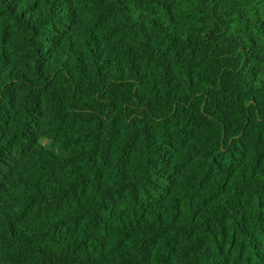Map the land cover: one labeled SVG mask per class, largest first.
Listing matches in <instances>:
<instances>
[{"label":"trees","instance_id":"16d2710c","mask_svg":"<svg viewBox=\"0 0 264 264\" xmlns=\"http://www.w3.org/2000/svg\"><path fill=\"white\" fill-rule=\"evenodd\" d=\"M0 264H264V0H0Z\"/></svg>","mask_w":264,"mask_h":264}]
</instances>
